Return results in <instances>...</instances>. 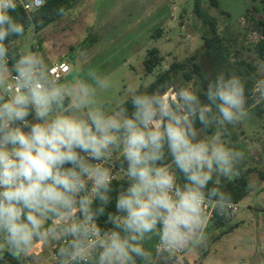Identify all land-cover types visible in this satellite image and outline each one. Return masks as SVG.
<instances>
[{"label":"clouds","instance_id":"obj_1","mask_svg":"<svg viewBox=\"0 0 264 264\" xmlns=\"http://www.w3.org/2000/svg\"><path fill=\"white\" fill-rule=\"evenodd\" d=\"M16 10L17 0H0V253L20 259L55 242V264H172L176 253L206 247V206L228 213L232 194L218 185L247 159L225 142L230 125L251 119L246 80L218 73L207 102L195 80L151 93L130 86L109 109L99 93L110 77L83 72V52L58 77L40 53L12 45L37 23ZM250 92L264 103V79ZM116 172L127 187L106 212ZM105 214L111 227L98 223Z\"/></svg>","mask_w":264,"mask_h":264},{"label":"rangeland","instance_id":"obj_2","mask_svg":"<svg viewBox=\"0 0 264 264\" xmlns=\"http://www.w3.org/2000/svg\"><path fill=\"white\" fill-rule=\"evenodd\" d=\"M194 3L195 0H74L67 15L37 32L28 28L12 45L19 51L30 48L40 53L49 66L63 60L71 67L77 54L83 52V72L97 69L110 77L111 87L101 91L99 99L112 109L117 102L127 100L130 86L146 88L172 63L182 62L201 49L209 28L196 16ZM200 7L214 20L225 40L234 39L236 56L254 65L255 82L264 79V61L255 51L260 39L258 23L264 22V0H201ZM151 49H157L162 61L147 74L144 61ZM247 107L251 119L230 125L231 135L225 142L229 146L235 143L245 151V169L253 171V184L264 186L256 176L264 167V103ZM256 109L262 111L260 118ZM249 200L254 210L237 228H220L210 217L205 227L207 246L193 249L199 259L192 264H221L222 257L230 264H257L256 253L264 260V193L254 194ZM244 210L242 203L234 214ZM250 231L254 232L252 237ZM57 247L55 242H38L19 262L53 264L52 254Z\"/></svg>","mask_w":264,"mask_h":264},{"label":"trees","instance_id":"obj_3","mask_svg":"<svg viewBox=\"0 0 264 264\" xmlns=\"http://www.w3.org/2000/svg\"><path fill=\"white\" fill-rule=\"evenodd\" d=\"M43 6L31 13H25L23 10L18 9L13 12L12 15L16 17L19 21H23L26 15H33L37 18V23L33 28L34 32L43 29L49 24L55 22L62 16L56 14V9L61 5L67 10V12L72 8L74 0H43ZM201 0H195L194 12L196 16L201 20L203 26L209 28V33L206 37H203V44L201 49L193 56L187 58L182 62H174L170 65L168 70L157 75L152 83H150L146 88H140L141 91L147 89L148 92H153L161 85L169 82L175 81L178 86H185L188 81L195 80L196 84L194 86V91L200 96L202 102H207L204 96V91L207 88V83L209 79H214L215 76L224 72L226 75H230L235 71L238 75L246 80V95L249 96L248 105L254 104L251 99V88L255 84L254 76L256 69L254 65L247 61L240 59L236 56L235 52V41L234 39L225 40L219 33L217 27L215 26L214 20L208 18L202 11L200 7ZM260 29L259 40L255 45V51L259 58L264 61V22L258 23ZM31 26L25 24V31ZM13 38L12 43L17 39ZM16 48V47H15ZM162 58L159 57L157 49H151L147 52L146 59L144 61L145 72L151 74ZM129 108H131L129 104ZM258 118L261 117L262 111L256 109L255 112ZM197 127H201L197 123ZM206 135H213L214 129H208L205 133ZM236 141L235 136L232 137V142ZM119 166V165H117ZM253 171L250 169H245V161L239 166V175H236L232 179H221L220 184L221 190L230 192L232 194L233 204H239L249 192L254 191L257 188V184H253L251 180V175ZM258 182L264 181V167L262 170L256 172ZM254 185L253 188H249L248 185ZM211 187V184L209 185ZM113 187L116 189L112 193L113 201L108 206L107 211H115V196L117 191L121 187H127V182L123 180H118L113 182ZM228 215L219 216L213 212L212 219L216 220L219 226L224 225L228 221ZM107 215L101 217L98 221L101 227L108 228L111 225L106 224L105 221ZM0 264H20L19 259H13L10 255L4 253L0 258Z\"/></svg>","mask_w":264,"mask_h":264},{"label":"crops","instance_id":"obj_4","mask_svg":"<svg viewBox=\"0 0 264 264\" xmlns=\"http://www.w3.org/2000/svg\"><path fill=\"white\" fill-rule=\"evenodd\" d=\"M51 65H53V64H51ZM261 183H264V181L261 182ZM263 193H264V186H263V184H261V185L257 186V188L254 191L249 192L248 195L239 204H237V207H238L240 204L243 203V207L245 208V210L243 212H241L239 215L232 214L231 216L228 217V221L224 224L225 226L229 227L228 230H230V229L232 230L233 228H237L238 224L241 222V220L244 217L248 216L249 213L251 214L252 210H254L253 204L249 200L250 196H252L254 194H263ZM209 219L210 218L208 217V220ZM232 223H234V224H232ZM220 228H223V226L220 227ZM253 231L255 232V230H253ZM253 231H250V233H249L251 237L254 235ZM254 247L255 246L253 245V248ZM193 249L194 248L182 253L183 254L182 257H181L182 259L180 258L178 260H175L174 264H192L193 261H196L197 259H199L197 251H195ZM203 257H206V256H203ZM255 258H256L255 260L257 261V264H264V260L261 257L257 256V253H256ZM261 260H263V262ZM221 264H230V262L228 260H226L225 257H222L221 258Z\"/></svg>","mask_w":264,"mask_h":264},{"label":"built area","instance_id":"obj_5","mask_svg":"<svg viewBox=\"0 0 264 264\" xmlns=\"http://www.w3.org/2000/svg\"><path fill=\"white\" fill-rule=\"evenodd\" d=\"M43 3H44L43 0H17V8L23 10L25 13H31V12H34V11L40 9L43 6ZM50 68L54 71V73L58 77L66 76L69 72V69H70L67 61L57 62V63L51 65ZM117 168H118V166H117ZM118 180H123V177L119 172H116V181H118ZM206 207H207V215L210 218L213 215L214 209H213L212 205H210V204L207 205ZM237 209H238L237 205L233 204L232 208L228 211L227 215L231 216L232 214H234L237 211ZM56 250L52 254L53 264H55V259H56L55 252H56ZM180 257H181V252L176 253L174 256V260H173L172 264H174L175 260L180 259ZM23 264H33V263H23Z\"/></svg>","mask_w":264,"mask_h":264}]
</instances>
